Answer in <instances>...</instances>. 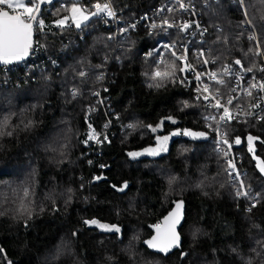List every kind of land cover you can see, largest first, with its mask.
Instances as JSON below:
<instances>
[{
	"label": "trees",
	"instance_id": "trees-1",
	"mask_svg": "<svg viewBox=\"0 0 264 264\" xmlns=\"http://www.w3.org/2000/svg\"><path fill=\"white\" fill-rule=\"evenodd\" d=\"M164 1L113 3L123 9L119 20L126 24ZM192 1L208 27L204 47H211L213 56L225 63L241 58L247 67L242 53L250 46L248 31L236 39L244 19L237 0H208L211 7L205 0ZM70 2L52 0L42 10L39 19L45 28H36L35 45L38 41L44 47H37L24 62L0 66V125L7 118L3 131L12 133L0 135V264H264V176L247 141L248 134L259 137L253 141L254 154L264 159V120L253 116L231 122L229 139L241 138L234 148L251 194L236 197L225 160L205 127L203 102L194 99L192 86L165 81L156 87L145 75L161 58H146V52L158 38L177 31L165 33L140 22L115 38L112 28L95 17L81 29H59L52 21L69 14L63 9ZM248 3L256 5L249 15L257 34L264 35L259 0ZM217 35L226 36L228 43L214 44ZM161 52L168 60V52ZM263 58L248 59L260 67ZM100 64L102 69L94 68ZM80 71L87 77H80ZM98 71L105 74L103 82L95 79ZM73 89L81 93L76 98ZM95 89H101L103 97L109 95L103 105L91 95ZM185 101L189 107H184ZM89 105L96 110L89 113ZM89 123L97 132L107 130L109 139L85 145ZM158 124L155 133L148 127ZM184 130L205 132L206 137L185 136ZM165 135L170 137L166 152L128 155L155 147V137ZM102 174L107 178L94 180ZM170 177L176 178L172 185ZM123 181L131 185L119 192L113 185ZM256 193L260 203L248 211ZM179 198L187 204L182 246L168 255L154 252L143 240L152 233L151 224L159 223ZM93 218L117 224L121 232L84 223ZM182 252L187 255L181 257Z\"/></svg>",
	"mask_w": 264,
	"mask_h": 264
},
{
	"label": "snow or ice",
	"instance_id": "snow-or-ice-1",
	"mask_svg": "<svg viewBox=\"0 0 264 264\" xmlns=\"http://www.w3.org/2000/svg\"><path fill=\"white\" fill-rule=\"evenodd\" d=\"M52 0H0V63L5 65L12 63L14 60H22L28 55L29 50L33 47V35L34 26L40 31H44L45 24L43 19H39V13L41 12V5L45 3H51ZM218 4L219 0H215ZM175 7H168V13H191L195 15V7L192 4V0H174ZM239 8L243 13L244 19L241 22V31L236 36L239 40L241 36L248 31L247 39L250 42V46L246 51H243L242 55L244 60L248 61V66L242 62L241 58L233 57L231 62L225 63L221 60L220 56H213V49L211 47L205 49L204 45L206 41L200 40L199 47L192 53L194 62L189 61V44L183 42V38L179 40H170L160 44L158 47H153L146 52V58L153 57L154 55H160L161 59L156 63L155 69L151 72H146L145 75L152 81H155L156 87H160L162 82L170 81L172 83H180L187 85L191 83L189 74L192 79L195 80L196 86L194 92L196 93L194 99L197 102H203L206 114L203 115L205 127L216 134V143L218 145L217 151L220 153L225 160V171L231 179V183L235 190L236 197H250V186L246 187L242 174L237 167V163L234 158L231 157V149L233 145H240L241 138L235 136L231 141L230 136V125L233 120H238L241 116L253 117L264 120V115H260L256 112L257 109L260 112H264V108L261 107V102H264V79H257L254 74L256 71L264 73V67H258L255 60H249V57H264V35H258L253 24V19L249 15V8L256 7L255 4L250 5L248 0H237ZM261 5L260 15L261 19H264V0H259ZM205 6L211 7L208 0H205ZM63 11L69 13L61 18H57L52 21V24L59 29H65L74 26L76 29H81L86 26V22L90 21L93 17L104 19L105 17L116 18L117 13L114 7L113 0H104L103 3L96 0H89L88 5H81V0H71L70 6L63 9ZM165 9L162 7L157 10L158 14L164 13ZM146 18V17H145ZM107 22V21H106ZM195 25V29L199 35L203 37L208 32V27L203 26L199 21H190L185 19H177L175 16L169 17L164 15L161 17L160 22L151 23V28H161L167 32L169 29H176L177 33H188V30ZM247 26V27H245ZM135 23L129 24L125 28H121V32H127L129 28L134 29ZM217 33H222V29L218 25H212ZM189 35L193 33H188ZM112 39L111 36L108 37ZM214 44H227L228 38L217 35ZM37 47H44V45L36 42ZM161 49L166 50L169 54V59L163 58ZM207 53V54H206ZM108 57L105 56L104 63L107 62ZM220 61V66L217 68H209V65H216ZM55 63V61H53ZM104 64L95 65V69H102ZM182 75L178 76L177 73ZM253 73L250 79L247 80L245 86V77L247 74ZM78 75L82 78L87 77L88 73L80 71ZM227 78V79H226ZM97 82H103L105 80V74L103 71H98L95 74ZM149 84V87H152ZM224 88L226 91H221ZM102 91L107 92L108 89L104 87ZM241 93L246 98L247 103L242 104ZM260 95H255V94ZM81 93L77 89H73L72 96L76 98ZM92 96L97 97V103L100 105L104 104L106 97H101V89H95L91 92ZM256 102H252V101ZM184 107H189L187 101L184 102ZM96 110L95 105L88 106V112ZM119 118L118 116L116 117ZM87 119V117H86ZM172 123L175 120L172 117H167ZM110 123V122H109ZM163 122H161L162 124ZM161 125L155 127L149 125L153 133L157 132ZM8 127V119L2 122L0 125V135H12L9 131L5 133L3 129ZM105 129L108 127V123L103 126ZM127 127L135 128V125L129 124ZM87 139L83 141L87 145L88 141H95L96 143H103L108 140L107 135L102 132H97L92 125L88 124ZM179 133H172L177 135ZM183 135L196 137H206L205 132H192L184 130ZM103 137V139H101ZM156 146L149 147L143 150V152H129L128 155L132 158L144 155L145 153L151 156H157L161 152H166L167 143L170 139L169 136H156ZM259 139L248 134V151L253 153V158L258 161L256 167L259 173L264 176V159L256 157L254 154L253 141ZM110 142V141H109ZM226 146V147H225ZM91 163V161H89ZM101 167H105L101 165ZM100 177H94V180H98ZM175 177H170L168 180L169 185L175 182ZM199 186V185H198ZM84 186L81 185V188ZM113 187H116L113 185ZM128 187L125 182L121 187L117 188L118 191L123 192ZM69 192L72 190L69 189ZM28 190L24 191L25 197L28 196ZM260 193H256L252 196V204L248 208L251 211L253 207H256L259 200ZM70 199V197H69ZM53 210L58 211L55 208V202L53 201ZM183 201L176 203V209L169 213L164 218L162 224H155L152 227L156 231V235L152 236L151 239L145 240L144 243L153 250L168 253L172 248L180 246V235L177 232V225L181 220V208ZM2 215V213H0ZM31 214L29 213V218ZM85 224H98L99 227L104 228L107 231L120 233L121 229L119 226L100 224L95 218L91 220H85ZM27 227V222L25 223ZM75 236L76 233L74 232ZM261 246L264 247V242H261ZM235 251V249L233 250ZM259 254V253H258ZM0 255H3V249H0ZM187 255L181 253V257ZM7 264H11L10 261ZM247 264H251L249 260Z\"/></svg>",
	"mask_w": 264,
	"mask_h": 264
},
{
	"label": "built area",
	"instance_id": "built-area-1",
	"mask_svg": "<svg viewBox=\"0 0 264 264\" xmlns=\"http://www.w3.org/2000/svg\"><path fill=\"white\" fill-rule=\"evenodd\" d=\"M93 2H96V0H93ZM99 2L103 3L104 0L103 1H100L99 0ZM185 2L187 3V0H185ZM88 4H89V2L87 3V5ZM192 4L195 7V15H192L190 12L189 13H183V12L168 13L167 12V8L168 7H175L176 5L174 3V0H165L163 3L159 4L158 6L154 7L152 10H150V12H142L139 16H137L133 20H130L126 24L121 23L120 20H119V14L123 12V9L116 7L115 4H114V7H115L116 13H117V17L116 18L105 17L102 20H103V22L108 27L112 28L113 35H114L115 38H118L119 36L124 35L126 32H121L120 29L127 27L131 23H135V25H137L140 22H144L147 26H149L151 28V26H150L151 23L153 21H155L156 23H159L161 17L164 16V15H167L169 17L175 16V18H177V19H185V20H190V21H199L203 25V21H202V18H201V14H200V11L197 8L196 3L192 1ZM162 7L165 9L164 13L158 14L157 13V10L160 9V8H162ZM151 29H153V28H151ZM159 29H161V28H159ZM175 31H176V29H169L167 32H165V31L164 32L165 33H170V32H175ZM188 33H193V34L189 35ZM188 33H180V34L173 33L171 35V37H167V36L166 37H160V38L157 39V44L155 46H153V47H158L160 44L165 43V42H169L170 40H179V39L183 38V42L189 44V56H188V59H189V61L194 62V57H193L192 53H193V51L195 49H197L199 47V45L197 43L200 40H203V37L204 36L201 37L199 35L198 31L195 29V25L194 24H193V27L188 30ZM256 33H257V31H256ZM205 49H207V48L205 47ZM35 51H38L36 45L34 46V49H33V52L31 53V56H32V54ZM10 65H13V64L3 65L2 67H8ZM260 67H264V58H263V62L260 65ZM209 68H217V67L215 65H209ZM250 78L251 77L247 74L246 77H245V86L247 85V80L250 79ZM189 79L191 80V83L189 85L192 86L193 91H194V88L196 86L195 80L192 79V77H191L190 74H189ZM257 79H264V76H258ZM221 91H226V89L222 88ZM195 95H196V93L194 92V97H195ZM255 95H260V94H255ZM101 97H103V96L101 95ZM105 97L108 98L109 95H106ZM241 97H244L243 96V93H241ZM252 102L254 103L256 101L253 100ZM241 103L242 104H246L247 102H245V100H244ZM261 107L264 108V102H261ZM256 112H258L259 114L261 113L259 109H257ZM114 116L117 117L118 115L115 114ZM242 117H244V116H241L239 119H241ZM102 133L105 134V135H107V137L109 139V134H108V131L107 130L102 131ZM210 134H213L212 135V139L216 143V134L214 132H212V131H210ZM101 139H103V137H101ZM94 144L95 145H100L102 143H96L94 141ZM216 145H217V143H216ZM217 148H218V145H217ZM238 156H239V154L236 152V150L234 148V145H233V147L231 149V157L234 158L235 162L237 163V167H238V169L241 172V169L239 167V159H238Z\"/></svg>",
	"mask_w": 264,
	"mask_h": 264
},
{
	"label": "water",
	"instance_id": "water-1",
	"mask_svg": "<svg viewBox=\"0 0 264 264\" xmlns=\"http://www.w3.org/2000/svg\"><path fill=\"white\" fill-rule=\"evenodd\" d=\"M46 4L47 3H45V4H43V5H41V12H42V10L44 9V7L46 6ZM41 12L39 13V16H40V14H41ZM39 16H38V18H39ZM35 41H36V27L34 26V35H33V47H32V49H30L29 50V53H28V55H26L25 57H24V59H22V60H14L12 63H10V64H15V63H21V62H24L25 60H27L30 56H31V53L33 52V49H34V46H35ZM3 65H5V64H3V63H0V66H3ZM179 133V132H178ZM180 134V133H179ZM98 177H100V179H98V180H96V181H100V180H102V179H105V178H107V176L106 175H100V176H98ZM125 182H127V185H128V187L123 191V192H125V191H127L128 190V188H129V186L131 185V182L130 181H123L122 183H121V185H115L116 187H114L116 190H117V188H119V187H121ZM118 191V190H117ZM119 192H121V191H119ZM179 201H183V206H182V208H181V220H180V223L177 225V232L179 233V235H180V246L179 247H174V248H172L168 253H162V252H159V251H156V250H153V249H151L152 251H154V252H158V253H161V254H163V255H168V254H170V253H172L173 251H175L176 249H178V248H180L181 246H182V243H183V235H182V233H181V227H182V225L184 224V221H185V219H186V208H187V204H186V201H185V199H183V198H179V199H177L174 203H173V205H172V207L161 217V220H160V223L159 224H162L163 223V221H164V218L166 217V216H168L169 215V213H171V212H173L175 209H176V203L177 202H179ZM158 224V223H157ZM153 225H155V224H151V229H152V233L148 236V237H146L144 240H143V243H144V241L145 240H149V239H151V237L152 236H154V235H156V231H155V229L152 227ZM144 245H146L145 243H144ZM147 246V245H146ZM148 247V246H147ZM149 248V247H148ZM150 249V248H149Z\"/></svg>",
	"mask_w": 264,
	"mask_h": 264
},
{
	"label": "rangeland",
	"instance_id": "rangeland-1",
	"mask_svg": "<svg viewBox=\"0 0 264 264\" xmlns=\"http://www.w3.org/2000/svg\"><path fill=\"white\" fill-rule=\"evenodd\" d=\"M70 3H71V2H70ZM81 5H82V6L84 5L82 1H81ZM69 6H70V4H69ZM167 36H169V35H167ZM96 220H98V219H96ZM98 221H99L100 224L113 225V223L102 222V221H100V220H98ZM159 223H160V222H159ZM93 225H96V226L99 227L98 224H93ZM115 225H117V224H115ZM117 226H119V225H117ZM119 227H120V226H119ZM99 228L102 229V230H105L104 228H101V227H99Z\"/></svg>",
	"mask_w": 264,
	"mask_h": 264
}]
</instances>
